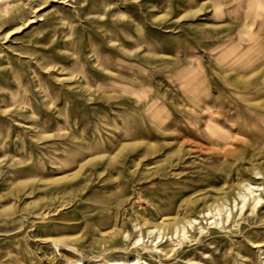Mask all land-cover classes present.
<instances>
[{
  "label": "rangeland",
  "instance_id": "1",
  "mask_svg": "<svg viewBox=\"0 0 264 264\" xmlns=\"http://www.w3.org/2000/svg\"><path fill=\"white\" fill-rule=\"evenodd\" d=\"M0 264H264V0H0Z\"/></svg>",
  "mask_w": 264,
  "mask_h": 264
}]
</instances>
